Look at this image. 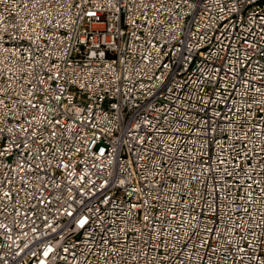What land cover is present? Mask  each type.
<instances>
[{"label": "built area", "instance_id": "2783aa9c", "mask_svg": "<svg viewBox=\"0 0 264 264\" xmlns=\"http://www.w3.org/2000/svg\"><path fill=\"white\" fill-rule=\"evenodd\" d=\"M0 264H264V0H0Z\"/></svg>", "mask_w": 264, "mask_h": 264}]
</instances>
